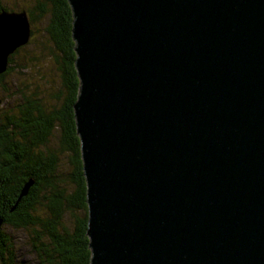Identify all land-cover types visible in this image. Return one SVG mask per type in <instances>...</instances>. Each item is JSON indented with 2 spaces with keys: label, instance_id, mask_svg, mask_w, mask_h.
<instances>
[{
  "label": "water",
  "instance_id": "obj_1",
  "mask_svg": "<svg viewBox=\"0 0 264 264\" xmlns=\"http://www.w3.org/2000/svg\"><path fill=\"white\" fill-rule=\"evenodd\" d=\"M68 3L90 264H264V0Z\"/></svg>",
  "mask_w": 264,
  "mask_h": 264
},
{
  "label": "trees",
  "instance_id": "obj_2",
  "mask_svg": "<svg viewBox=\"0 0 264 264\" xmlns=\"http://www.w3.org/2000/svg\"><path fill=\"white\" fill-rule=\"evenodd\" d=\"M1 10L11 11L0 4ZM21 11L28 16L30 38L0 74L6 95L0 100V264H19L16 243L3 226L29 234L38 264H90L86 183L73 112L79 79L71 7L68 0H29ZM42 52L54 65L53 75H40L49 85L21 86L17 71L27 70ZM62 161L70 165L65 173L59 172ZM71 214L72 223L65 224Z\"/></svg>",
  "mask_w": 264,
  "mask_h": 264
},
{
  "label": "rangeland",
  "instance_id": "obj_3",
  "mask_svg": "<svg viewBox=\"0 0 264 264\" xmlns=\"http://www.w3.org/2000/svg\"><path fill=\"white\" fill-rule=\"evenodd\" d=\"M29 0H0V4L7 7L9 10L14 11V12H20L22 7H25L28 4ZM33 49V47H30ZM36 48V47H35ZM28 50V49H27ZM42 52V54L38 57V59L33 62L27 70L22 71H17L16 76H17V82L23 86H33L34 83L40 84L43 83L45 85H49L48 81H44L43 79L40 78L41 72H43L46 75H53L54 71V65L50 61V59ZM55 72V71H54ZM19 73V74H18ZM22 73V74H21ZM10 78L8 76L7 80L8 82L10 81ZM5 81V80H4ZM10 85V84H8ZM1 84H0V100L2 101L3 98H6V95L1 89ZM8 87V86H7ZM31 88V87H30ZM1 102H0V107H1ZM58 145V144H57ZM65 157H62V160L64 161ZM63 161L61 166L63 165ZM70 165L65 164L63 165L60 169L59 172L65 173V169H69ZM72 188V187H71ZM80 212V211H79ZM78 211L75 212V215L81 214ZM80 216V215H77ZM73 220V215H67L66 218L64 219L65 224H70L72 223ZM3 233H5L9 238L16 243V248H17V253L19 256V264H38L36 261V254L32 251L29 245V234L17 230V229H10L7 227H2ZM15 257V255H14Z\"/></svg>",
  "mask_w": 264,
  "mask_h": 264
}]
</instances>
